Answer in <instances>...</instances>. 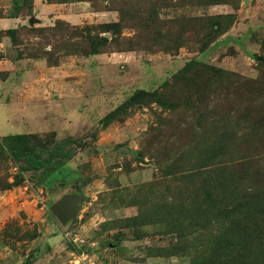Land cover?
Masks as SVG:
<instances>
[{"label":"rangeland","instance_id":"obj_1","mask_svg":"<svg viewBox=\"0 0 264 264\" xmlns=\"http://www.w3.org/2000/svg\"><path fill=\"white\" fill-rule=\"evenodd\" d=\"M33 2L0 0V144L75 154L23 171L1 146L0 264H264V0H90L119 33ZM87 31L106 49L62 53Z\"/></svg>","mask_w":264,"mask_h":264},{"label":"trees","instance_id":"obj_2","mask_svg":"<svg viewBox=\"0 0 264 264\" xmlns=\"http://www.w3.org/2000/svg\"><path fill=\"white\" fill-rule=\"evenodd\" d=\"M74 1L89 2L90 0ZM15 9H18L17 6ZM15 16V14H10L8 18H15ZM218 18L219 17L216 19ZM116 23L109 24L112 25L116 33H119ZM56 24V26H59L64 23L62 21H57ZM16 33L17 29L6 30V36L10 42H15ZM67 37L69 38V36ZM79 37L82 38V41L71 44L73 48H68L71 46L70 44H64L62 53L70 55H95L105 50L109 44L105 37L99 36L98 34L92 35L89 31H87L86 36ZM44 58L48 64L52 63L49 56H45ZM193 64L196 63L188 62L183 68L184 71L187 70L189 66H193ZM156 101L160 106L166 107V100L159 98ZM109 118L110 115L106 116L104 119L108 121ZM1 146L14 162L22 163L20 169L23 171H38L44 164H50L52 159L67 161L75 154L73 143L71 139L68 138L55 140L54 137L41 138L34 135L14 134L3 136L0 149H2Z\"/></svg>","mask_w":264,"mask_h":264},{"label":"crops","instance_id":"obj_3","mask_svg":"<svg viewBox=\"0 0 264 264\" xmlns=\"http://www.w3.org/2000/svg\"><path fill=\"white\" fill-rule=\"evenodd\" d=\"M33 5H34V8H33L34 11L37 10L38 0H34ZM59 5L60 6L64 5V7L65 5H67L66 7L71 9L72 13H70V15L61 16L59 18L60 20L65 21L71 25H78V23H81L85 19L87 20L92 19L93 23H103V24L116 23L118 21L117 12L114 11L113 9L103 8V9L95 11L89 7V3L86 1H76V2H71V3L62 2V3H59ZM50 6L51 5L49 4L45 7L49 8ZM2 22L11 23V19H4V21ZM6 27H8L7 24H6Z\"/></svg>","mask_w":264,"mask_h":264},{"label":"water","instance_id":"obj_4","mask_svg":"<svg viewBox=\"0 0 264 264\" xmlns=\"http://www.w3.org/2000/svg\"><path fill=\"white\" fill-rule=\"evenodd\" d=\"M28 23L31 24V20ZM78 202L76 194L63 195L49 207V212L59 224L64 225L75 216Z\"/></svg>","mask_w":264,"mask_h":264}]
</instances>
